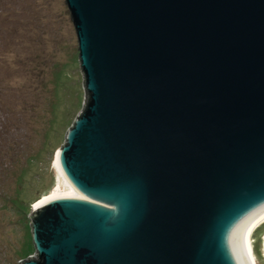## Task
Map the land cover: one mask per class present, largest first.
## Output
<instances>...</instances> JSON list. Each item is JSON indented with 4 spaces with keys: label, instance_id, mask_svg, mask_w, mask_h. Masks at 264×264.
I'll use <instances>...</instances> for the list:
<instances>
[{
    "label": "water",
    "instance_id": "water-1",
    "mask_svg": "<svg viewBox=\"0 0 264 264\" xmlns=\"http://www.w3.org/2000/svg\"><path fill=\"white\" fill-rule=\"evenodd\" d=\"M82 197L32 207L18 264H248L264 214V0H65Z\"/></svg>",
    "mask_w": 264,
    "mask_h": 264
},
{
    "label": "rangeland",
    "instance_id": "rangeland-1",
    "mask_svg": "<svg viewBox=\"0 0 264 264\" xmlns=\"http://www.w3.org/2000/svg\"><path fill=\"white\" fill-rule=\"evenodd\" d=\"M77 47L65 0H0V264L34 253L28 215L57 182L54 156L85 98ZM263 240L264 223L257 264Z\"/></svg>",
    "mask_w": 264,
    "mask_h": 264
},
{
    "label": "bare ground",
    "instance_id": "bare-ground-1",
    "mask_svg": "<svg viewBox=\"0 0 264 264\" xmlns=\"http://www.w3.org/2000/svg\"><path fill=\"white\" fill-rule=\"evenodd\" d=\"M53 165L57 173V182L56 184L53 185L54 188H52V190H49L47 193L41 195L32 205V207L37 206L39 203L43 202L46 199L59 195H71V196L82 197V195H80L79 192L76 191L71 186V184L67 181L66 177L64 176L61 167L59 165L58 152L55 153ZM262 223H264V214L252 225L251 229L247 234L244 250H245V260L248 264H257L254 257V251H253L254 248L251 242V234L253 230L256 229ZM262 246H264V240ZM262 257L264 258V252Z\"/></svg>",
    "mask_w": 264,
    "mask_h": 264
},
{
    "label": "trees",
    "instance_id": "trees-1",
    "mask_svg": "<svg viewBox=\"0 0 264 264\" xmlns=\"http://www.w3.org/2000/svg\"><path fill=\"white\" fill-rule=\"evenodd\" d=\"M34 250V248H32Z\"/></svg>",
    "mask_w": 264,
    "mask_h": 264
}]
</instances>
